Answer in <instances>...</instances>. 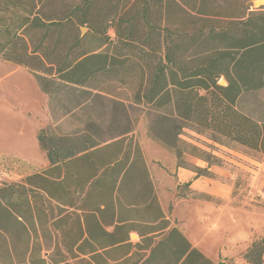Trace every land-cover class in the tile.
I'll use <instances>...</instances> for the list:
<instances>
[{"label":"trees","instance_id":"obj_1","mask_svg":"<svg viewBox=\"0 0 264 264\" xmlns=\"http://www.w3.org/2000/svg\"><path fill=\"white\" fill-rule=\"evenodd\" d=\"M95 1L0 2V13L10 15L0 16V60L31 72L50 99L59 86L84 96L67 117L90 102L96 90L91 82L97 76L118 72L132 57L122 54V48L139 49L135 59L157 63L148 87L139 86L133 105L148 107L174 125L164 136L157 135L158 140L175 146L184 128L196 127L214 142L235 143L264 155V119L254 118L242 106L246 97L264 90V7L224 26L169 30L164 55L158 56L146 45L154 40L136 37L140 22L148 34L159 33L150 18L152 0H138L127 38L118 33L121 49L113 45L103 50L108 45L104 42L90 51L86 36L77 35L70 47H64L76 23L90 24ZM168 4L182 14L197 15L204 0H168L166 12ZM12 10H17L16 17ZM221 78L227 85L219 84ZM108 102L112 113L124 107L114 99ZM88 123L84 131L63 135L57 127L41 129L37 138L49 168L22 183L0 187V234L8 252L0 264H72L76 259L79 264H214L177 227H170L143 153L137 144L132 149L129 135L134 130L100 136L92 131L95 124ZM180 158L178 167H184ZM195 171L198 176L211 174ZM132 232L140 242L131 241ZM40 239L54 244L50 263L40 255ZM18 242L23 243L20 254ZM244 259L264 264V237L252 243Z\"/></svg>","mask_w":264,"mask_h":264},{"label":"rangeland","instance_id":"obj_2","mask_svg":"<svg viewBox=\"0 0 264 264\" xmlns=\"http://www.w3.org/2000/svg\"><path fill=\"white\" fill-rule=\"evenodd\" d=\"M61 1L73 3L80 0ZM167 1L152 0L154 11L150 18L157 25V35L148 34L144 22L136 26L137 39L154 40L155 44L147 42L146 45L152 46L158 56L164 55V39L168 37L169 30L182 33L191 31L194 27L200 29L208 25L224 26L237 17L261 11L264 7V2L261 5L255 4L259 0H204L201 14L192 15L182 14L169 4L166 12L164 9ZM95 2L88 15L90 24L83 26L76 23L68 31L69 39L64 47H70L74 42L72 36L77 35L86 36V48L90 51L98 49L104 42H108V45L103 50H109L113 45L122 48V42H118V33L127 35L128 25L132 23L138 9V0ZM12 12L16 17L17 10ZM2 14L6 18L10 17L8 12ZM10 22L14 25V20ZM121 52L124 55L131 54L132 57L118 72L97 76L91 84L96 89L94 93L102 92L117 97L124 102V107L112 113L108 98L94 95L85 107L57 126L58 132L63 135L76 130L84 131L89 127V121L95 124L92 131L100 136L103 133L107 136L122 133L131 127L134 130L130 136L133 138L132 149L138 145L143 153V145L149 160L154 157L164 159L166 154L162 152L167 150L175 157L181 155L180 163L190 170H208L211 174L203 176L216 180L215 194H195L185 187L174 192L167 188L168 179L158 180L157 195L162 211L170 227H177L214 264L224 260L226 264H250L244 259V254L255 240L264 237V155L235 143L214 142L196 127L184 128L175 146L158 140L157 135L164 136L174 125L163 121L158 113L148 107L133 105L139 86L143 84L144 88L148 87L152 69L157 62L155 60L150 64L135 59L140 55L139 49L122 48ZM137 60H140L141 66ZM219 84L227 85L224 78L220 79ZM52 90L54 93L50 102L54 124L62 120L69 109L85 101L84 96L72 95L63 86ZM46 105L47 98L40 91L31 72L0 60V187L24 182L46 162L37 139L38 128L46 127L43 116ZM242 106L254 118L264 119V90L246 97ZM53 125L50 127H54ZM152 164L159 173L164 169L159 161H153ZM212 168L217 170V174L210 171ZM170 177L173 178V175ZM133 235H137V238ZM130 239L133 243L140 242L136 232L130 234ZM40 242V255L50 263L54 244L43 239ZM16 249L18 254L22 253L23 243L18 242ZM7 257L4 236L0 234V258L7 260ZM70 262L79 264L78 259Z\"/></svg>","mask_w":264,"mask_h":264},{"label":"crops","instance_id":"obj_3","mask_svg":"<svg viewBox=\"0 0 264 264\" xmlns=\"http://www.w3.org/2000/svg\"><path fill=\"white\" fill-rule=\"evenodd\" d=\"M225 82H226V80H225ZM226 84H227V82H226ZM42 94H44V93L42 92ZM94 95H98V96L103 97V98L114 99V100H117V101L124 103L122 100H119V98L114 97L112 95H108L106 93L99 92V93H94ZM44 96H46V98H47L46 111H45V114L43 115L45 118V125L44 126L49 127V126L54 124V121L51 117V115H52L51 102H50L49 96H47L46 94H44ZM68 117L69 116L63 118L59 122L55 123L53 126L54 127L60 126L61 124H63L66 121V119ZM43 128H45V127H39L37 134ZM129 136H131V134ZM38 146H39L41 152L46 157V162L44 163L43 166L40 167L41 169L38 170V171H42V170L49 168L50 163H49V160L47 158L46 153L41 149L39 141H38ZM141 146H142V150H143L144 160H145V163L147 165V169H148V172L150 174V178L153 182V185H154V188H155L157 194L159 192H158L156 183L160 179H164V180L168 179L169 182H167V186H168L167 188L171 189L174 192L178 190L179 186L183 187L184 185L188 184L189 186L187 187V189H189L191 192H194L195 194L200 193V192H207L209 194H215L216 193V191L214 190V188H215L214 184L216 183L215 182L216 180L204 177L203 175L198 176L196 171L193 169L190 170L186 167H178L177 157H175V155L169 153L167 150H163V152H162L163 154H166V157L164 159H158V158L154 157V158L150 159L151 160L150 161L146 155V151H145L143 145H141ZM18 155L22 159L29 162V160H27L23 155H21L19 153H18ZM153 161H159L161 163V165L164 168L161 171V173H159L156 170V168L153 166V164H152ZM210 171L212 173L217 174L216 173L217 170H215L213 168ZM170 175H173V178L170 177ZM190 205H192V204H190ZM192 206H194V205H192ZM194 207H198V206L196 205Z\"/></svg>","mask_w":264,"mask_h":264},{"label":"water","instance_id":"obj_4","mask_svg":"<svg viewBox=\"0 0 264 264\" xmlns=\"http://www.w3.org/2000/svg\"><path fill=\"white\" fill-rule=\"evenodd\" d=\"M262 3H263V1H261V0L255 2L256 5H261ZM133 237L137 238V235H133Z\"/></svg>","mask_w":264,"mask_h":264},{"label":"bare ground","instance_id":"obj_5","mask_svg":"<svg viewBox=\"0 0 264 264\" xmlns=\"http://www.w3.org/2000/svg\"><path fill=\"white\" fill-rule=\"evenodd\" d=\"M264 2V1H263ZM136 238V237H135Z\"/></svg>","mask_w":264,"mask_h":264}]
</instances>
